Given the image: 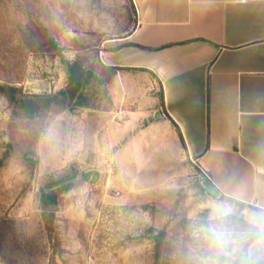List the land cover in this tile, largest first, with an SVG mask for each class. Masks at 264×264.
Returning a JSON list of instances; mask_svg holds the SVG:
<instances>
[{"label": "rangeland", "instance_id": "obj_1", "mask_svg": "<svg viewBox=\"0 0 264 264\" xmlns=\"http://www.w3.org/2000/svg\"><path fill=\"white\" fill-rule=\"evenodd\" d=\"M76 4L0 0V264H264V233L202 189L206 173L183 181L134 168L121 149L138 127L86 123L82 107L109 106L102 77L78 100L61 93L78 62L61 42ZM88 171L99 182L83 180ZM62 178L72 188L43 209V189Z\"/></svg>", "mask_w": 264, "mask_h": 264}, {"label": "crops", "instance_id": "obj_2", "mask_svg": "<svg viewBox=\"0 0 264 264\" xmlns=\"http://www.w3.org/2000/svg\"><path fill=\"white\" fill-rule=\"evenodd\" d=\"M76 1L64 54L102 77L109 104L82 107L86 123L124 112L134 168L198 181L197 168L264 233V0H121L123 17L118 0Z\"/></svg>", "mask_w": 264, "mask_h": 264}, {"label": "trees", "instance_id": "obj_3", "mask_svg": "<svg viewBox=\"0 0 264 264\" xmlns=\"http://www.w3.org/2000/svg\"><path fill=\"white\" fill-rule=\"evenodd\" d=\"M67 72H68V85L66 90L61 92L63 95L71 98V99H79L82 97L83 91L90 84L93 76V72L88 70L83 64L79 62H73L67 64ZM160 103L161 106L164 107V95L163 92L160 94ZM36 105V104H35ZM34 110V109H33ZM201 185V184H200ZM202 189L205 190L204 186ZM72 188V183L67 182L65 178L59 180H51L48 183L46 189H43L41 193V206L43 209H48L50 207H54L58 202V195L60 191H67ZM157 254L159 253L160 242L162 239V235L157 236Z\"/></svg>", "mask_w": 264, "mask_h": 264}, {"label": "water", "instance_id": "obj_4", "mask_svg": "<svg viewBox=\"0 0 264 264\" xmlns=\"http://www.w3.org/2000/svg\"><path fill=\"white\" fill-rule=\"evenodd\" d=\"M155 117L159 118L160 117V113H157L155 115ZM101 176H102V173L100 171H95V172L88 171L82 176V179L85 180V181H88L91 184H96L101 179ZM202 183H203L204 188L209 193H211L215 197H219L218 192L215 190V188L208 181L205 180Z\"/></svg>", "mask_w": 264, "mask_h": 264}, {"label": "clouds", "instance_id": "obj_5", "mask_svg": "<svg viewBox=\"0 0 264 264\" xmlns=\"http://www.w3.org/2000/svg\"><path fill=\"white\" fill-rule=\"evenodd\" d=\"M217 215L218 216L223 215V212L218 211ZM210 231H211L212 237L218 241L223 240L225 238V232L223 228L215 227V228H212Z\"/></svg>", "mask_w": 264, "mask_h": 264}, {"label": "built area", "instance_id": "obj_6", "mask_svg": "<svg viewBox=\"0 0 264 264\" xmlns=\"http://www.w3.org/2000/svg\"><path fill=\"white\" fill-rule=\"evenodd\" d=\"M126 117V114L124 112H118L116 115H115V119L117 121H123Z\"/></svg>", "mask_w": 264, "mask_h": 264}]
</instances>
